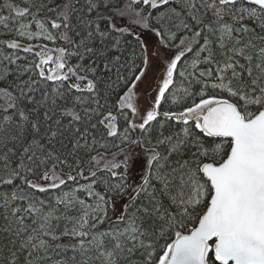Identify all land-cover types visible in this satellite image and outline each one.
<instances>
[{
    "label": "trees",
    "instance_id": "obj_1",
    "mask_svg": "<svg viewBox=\"0 0 264 264\" xmlns=\"http://www.w3.org/2000/svg\"><path fill=\"white\" fill-rule=\"evenodd\" d=\"M129 1L0 0V264H160L207 208L201 166L231 148L203 131L201 107L264 108V10L168 0L130 26L115 16ZM147 30L173 63L151 107L134 92ZM17 43L62 50L92 88L45 78ZM100 156L114 166L84 175ZM54 167L65 179L40 188ZM205 259L220 264L212 243Z\"/></svg>",
    "mask_w": 264,
    "mask_h": 264
},
{
    "label": "water",
    "instance_id": "obj_2",
    "mask_svg": "<svg viewBox=\"0 0 264 264\" xmlns=\"http://www.w3.org/2000/svg\"><path fill=\"white\" fill-rule=\"evenodd\" d=\"M243 1L264 10V0ZM212 138L230 140L227 157L205 163L208 206L188 233L177 235L165 264H207V244L220 264H264V109L245 119L229 100L212 103L201 114Z\"/></svg>",
    "mask_w": 264,
    "mask_h": 264
},
{
    "label": "rangeland",
    "instance_id": "obj_3",
    "mask_svg": "<svg viewBox=\"0 0 264 264\" xmlns=\"http://www.w3.org/2000/svg\"><path fill=\"white\" fill-rule=\"evenodd\" d=\"M164 1L168 0H130L116 11L115 16L117 19H115L118 23L139 26L141 22H143L142 13H144V6H154ZM143 29L146 30L145 28ZM139 33L142 34L143 32L140 31ZM145 35L146 37H144L143 43L146 52V66L143 74L134 84V92L136 100H139L145 106L148 104V106L151 107L157 99L159 85L168 80L167 77L169 76L173 63L171 58L167 55L168 49L165 47L160 35L154 30L145 31ZM16 46L23 50L39 54L40 62L38 68L45 78L50 80H66L79 89L92 88V83L89 80L78 76L67 66L62 50L51 48L42 43H17ZM210 105L209 103L204 104L201 107V114H203ZM115 158L116 156H100V158H95L92 165H89L83 174L89 175L96 171V169L102 168L103 164L114 166ZM63 179H65V175L54 167V169L49 173L47 172L37 184L40 188H49L58 185ZM68 203L65 205H69ZM168 255L169 253L163 258L160 264H165Z\"/></svg>",
    "mask_w": 264,
    "mask_h": 264
}]
</instances>
